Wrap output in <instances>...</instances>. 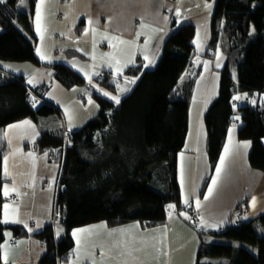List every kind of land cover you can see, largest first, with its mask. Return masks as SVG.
I'll use <instances>...</instances> for the list:
<instances>
[{
  "label": "trees",
  "instance_id": "trees-1",
  "mask_svg": "<svg viewBox=\"0 0 264 264\" xmlns=\"http://www.w3.org/2000/svg\"><path fill=\"white\" fill-rule=\"evenodd\" d=\"M20 1L7 0L0 5L3 71L5 63L43 65L36 54L34 16L38 0H29L28 10L18 9ZM195 37V25L183 24L168 36L155 67L143 69L138 65L128 69L126 75L138 81L118 106L94 93L98 115L81 130L68 133L66 146L67 133L62 127L42 134L38 149H59L54 159L61 163L62 173L56 198L58 227L48 224L33 234L46 248L37 264H68L75 250L72 231L77 227L100 221L111 226L139 221L145 227H154L167 223L169 204L182 208L178 155L185 147L190 103L202 68L185 82L182 77L190 73L197 56ZM218 44L225 48L227 64L222 70L219 95L204 116L211 167L215 170L239 113V138L253 143L250 164L264 172V100L236 107V97L253 99L254 95L264 94V0H216L208 54L200 56L212 58ZM51 68L66 88L87 86L86 79L68 65L55 64ZM110 75L99 82L115 92ZM47 89L46 85L30 86L24 75L10 73L0 78V132L26 118L40 124L46 118L61 117V108L46 98ZM6 151L3 143L0 211ZM7 230L12 231L13 239L29 234L23 225L5 226L0 222V246ZM212 235L225 241L202 239L197 264H264V214L228 225ZM0 264H11L3 261L1 251Z\"/></svg>",
  "mask_w": 264,
  "mask_h": 264
},
{
  "label": "crops",
  "instance_id": "crops-1",
  "mask_svg": "<svg viewBox=\"0 0 264 264\" xmlns=\"http://www.w3.org/2000/svg\"><path fill=\"white\" fill-rule=\"evenodd\" d=\"M5 2L6 0H0V5ZM85 2L87 13H80L71 21L73 28L78 21L77 24L80 30L82 29L79 44L70 45L64 42L66 45H61L50 38L47 47L51 43V50L43 51L44 38L48 37L43 35L42 38L40 33L50 28L54 16L55 21L62 19L54 13L56 10L62 12L64 0H44L43 5L39 0L34 16V28L40 38L36 54L43 65H37L38 68L34 70L32 65L5 63L2 67L7 71L0 69V78L5 79L10 73H14L26 76L30 86L46 85L49 88L46 98L58 105L60 102L55 95L57 92L63 96L64 109L68 111L75 102H81V96L85 97V102L96 101L94 93L102 95L100 90L105 88L99 81L108 73L111 74L117 89L119 87L115 81L120 79L128 78L137 82L138 79L127 76L126 71L138 65H142L143 69H146V66L155 67L168 36L183 24L195 25L196 41L199 26L205 28L206 23L211 21L215 6V0H85ZM195 2L201 3V9H193ZM38 10L41 17L40 31H37ZM89 20L93 21L91 25L88 23ZM205 32L211 39V25ZM51 33L54 36V33ZM113 37L130 43L121 44ZM210 39L205 41V45L204 42L201 43V49L197 48L195 42L197 56L193 60L190 73L187 72L182 77V81L185 82L190 74L202 68L190 103L189 131L185 147L178 155L182 208L169 209L167 223L154 227H145L139 221L116 226L100 221L77 227L72 231L75 250L68 264H93V261H96V264H197L202 239L210 241L209 238L216 237L212 235L213 232L264 214V172L254 169L250 164L253 143L239 138L241 123L230 128L221 155L236 165L238 175L230 176L235 182L220 176L221 181L218 180L213 194L207 200L204 199L212 180L216 178V174L209 176L212 167L207 152L208 131L204 116L219 95L222 70L227 64L223 44H218L212 58L199 57L207 52ZM145 56L148 57L147 60L144 59ZM116 61H119V64ZM55 64L69 65L86 79L87 86L72 88L63 86L56 80L55 71L51 68V65ZM34 72L37 73L38 80L32 81L31 84L29 80ZM132 88L129 86L125 92L129 93ZM52 94L54 97H51ZM243 100L241 98L236 101V105ZM58 106L64 113L62 105ZM193 107L196 116L195 126L192 124ZM24 121H30L32 127L23 125ZM82 122L79 119L69 120L67 116L64 128L61 126L60 116L46 118L40 124L26 118L7 125L0 132V147L3 143L7 145L6 154L2 159L5 182L0 221L7 211L9 222H1L3 225H23L29 232L26 237L13 239L12 231H6L5 241L0 246L4 262L37 264L44 256L46 248L33 234L41 231L46 225L55 223L56 198L62 165L54 159L60 153L59 149L41 151L37 143L44 132H51L61 126L68 134L67 130H75ZM13 125L23 126L13 128ZM245 144L248 146L244 147ZM226 148L229 149L227 155ZM217 165L219 166V162ZM5 186L9 189L7 195L4 194ZM13 186L17 189L15 192L11 191ZM186 198L189 200L188 204L184 203ZM197 200L200 201L199 207L196 205ZM4 205H8L6 210ZM194 215L199 222H193ZM16 220L21 222H14ZM54 225L56 226L57 222Z\"/></svg>",
  "mask_w": 264,
  "mask_h": 264
},
{
  "label": "rangeland",
  "instance_id": "rangeland-1",
  "mask_svg": "<svg viewBox=\"0 0 264 264\" xmlns=\"http://www.w3.org/2000/svg\"><path fill=\"white\" fill-rule=\"evenodd\" d=\"M208 1H211V0H208ZM215 3H216V0H215ZM62 8L64 11L62 10V12H60L59 10L58 11L56 10L54 13V15L57 14L58 18L61 17L62 19L59 21H55V16H54V21L50 24V28L49 29L46 28L41 33L39 32L41 34L42 38H43V35H46L48 37V39L44 38V41H43L44 43L42 45L43 51H46V50L50 51L51 50V43L47 47V44H49L50 38L52 41L55 40L57 44H61V45H66L64 42H68V44H70V45L79 44L78 39L81 38L80 33H81L82 29L80 30L79 24H77L78 21L75 23V27L73 28L71 25V21L75 17H77L80 13H82V14L87 13L86 2H85V0H64V5ZM18 9L19 10H28L29 9V0H23V2L21 0L19 5H18ZM193 9L194 10L201 9V3L195 2L193 4ZM210 25H211V21L206 23L205 28L203 26H199L198 35H197V38L195 41L198 49H201V43L204 42V45H205V41H207V39H210L209 36H207V32H205V31L209 30ZM51 32L54 33V36H52ZM209 34H210V31H208V35ZM38 38H39V36H38ZM206 54H208V53H206ZM210 54H212V53H210ZM55 55H57V54H55ZM199 57L200 58H210L208 56L201 57L200 55H199ZM18 64L23 65V66L32 65V66H34V70H36L38 68V66L33 64V63H18ZM146 69H149V68H147V66H146ZM27 70H29V69H27ZM36 76H37V73L34 72L33 76L30 78V80L31 81H37L38 78ZM115 83H117V85L119 87V89H117V92H113V91L107 90L105 88L100 90V92L109 93V95H107V96L104 94H102V95L107 97L108 99H111L112 101H114L111 98L112 96L117 97L119 99V103L117 104L115 101L114 102L118 106L120 104V102L122 101L123 97L128 94L127 92H125V89L128 88L129 86L134 87L137 82L135 80H130L128 78H123V79H120L118 81H115ZM31 84H32V82H31ZM32 87H34V86H32ZM48 90H49V88L45 92L46 97L48 95ZM55 95L57 96V100L60 102L58 105H60V106L62 105L63 110H64V113H62L63 116L60 117L62 120L61 126H63L65 128V125H66L65 122H66L67 116H68L69 120L79 119V120L83 121L82 124L78 125V127L75 130H67L66 129L68 131V133H74L78 130H81L91 119L96 117L100 111V108L98 107V103L96 101L93 102L91 100H88L87 102H85L84 96L80 97L81 102H75L72 105V107L68 111H66L64 109V102L62 101L63 96L58 94L57 92L55 93ZM85 95L88 97L87 93H85ZM51 97H54L53 94ZM253 97H252L253 99H250L248 97L243 96V99H244L243 102L240 103L239 105H237L236 107L238 108L239 106L245 105V104H247V102L255 105V104H258L260 101L263 102V100H264V94H262L260 96L254 95ZM258 100H260V101H258ZM91 105H92V107H91ZM93 108H97V110L94 111ZM65 111H66V113H65ZM192 113H193L192 124L195 126V122H196L195 117L196 116L194 113V107L192 108ZM81 115H84V116H81ZM240 118H241V116L238 113L236 115V123L232 127H235V126H237V124L238 125L240 124V122H241ZM61 126H59V127H61ZM225 159H226L225 160V166L221 172V176H225L227 179L235 182V180H233L230 176H237L238 175L237 167L230 160H228L227 158H225ZM217 166H216V168H217ZM216 168H215V170L211 169L209 176H213L216 174ZM220 181L221 180L219 179V182ZM169 205H173L175 208H177V205L175 203H171ZM169 205H168V208H169ZM209 239H210V242H215V243H223L225 241V239H221V238H217V237L209 238ZM234 243L237 246H242V244L240 242H234Z\"/></svg>",
  "mask_w": 264,
  "mask_h": 264
},
{
  "label": "snow or ice",
  "instance_id": "snow-or-ice-1",
  "mask_svg": "<svg viewBox=\"0 0 264 264\" xmlns=\"http://www.w3.org/2000/svg\"><path fill=\"white\" fill-rule=\"evenodd\" d=\"M22 2H23V0H22ZM40 2H41V5L44 4V0H40ZM177 15H179V12H177ZM40 18H41V17H40V12H39V10H38V11H37V16H36V19H37V31H40V26H39ZM88 23H89V25H91V24L93 23V21L89 20ZM93 31H95V29H93ZM105 38H107V37H105ZM113 39H118V40H119V43H121V44H129V43H130L129 41H126V40H120L118 37H113ZM144 59L147 60L148 57L145 56ZM116 63L119 64V61H116ZM109 66H111V65H109ZM217 67H219V65H217ZM97 75H99V73H97ZM31 82H32V81L29 80V83H31ZM103 94L106 95V96L109 95V93H107V92H105V93H103ZM111 98H112L117 104L119 103V99H118L117 97L112 96ZM236 99H240V97H236ZM237 118H238V117H237ZM23 125H28L29 127H32L30 121H24V122H23ZM23 125H13L12 127H13V128H19V127H22ZM9 143H11V141H9ZM247 146H248L247 144L244 145V147H247ZM228 152H229V149L226 148V149H225V154L227 155ZM29 155L31 156L32 154L29 153ZM6 160H7V158H5V163H6ZM224 166H225V157H221V158H220V161H219V166L216 168V178H214V179L212 180V182H211V186L208 188V194L204 197L205 200H207V199L213 194V190H214L215 186L218 184V180H219V178H220V176H221V172H222ZM5 171H6V169H5ZM9 175H10V174H9ZM13 180H15V177H13ZM16 190H17V189L15 188V186H13V188L11 189V191H13V192H15ZM8 192H9V189L5 186V187H4V194L7 195ZM184 203H185V204H188V203H189V200L186 198L185 201H184ZM253 204H255V199H254V198H253ZM196 205H197V207L200 206V201H199V200L196 201ZM173 207H174L173 205H169V208H170V209L173 208ZM7 208H8V205H4V209L6 210ZM14 211H15V210H14ZM0 222H3V223H8V222H9L7 211H5V213H4V218H3V220L0 221ZM14 222L19 223V222H21V221L16 220V221H14ZM38 226H39V222H37V227H38ZM29 231H31V229H29ZM79 231H84V230H79ZM8 235H10V233H9ZM73 235H76V233H73ZM5 259H6V254H5ZM93 264H96V261H93Z\"/></svg>",
  "mask_w": 264,
  "mask_h": 264
},
{
  "label": "built area",
  "instance_id": "built-area-1",
  "mask_svg": "<svg viewBox=\"0 0 264 264\" xmlns=\"http://www.w3.org/2000/svg\"><path fill=\"white\" fill-rule=\"evenodd\" d=\"M32 97H34V95H32L29 99H31ZM69 138H70V136H69V134H66V136H65V146L67 145V143H68V141H69ZM59 220V217H58V215H57V211H56V213H55V223L57 222ZM193 222H199V220H198V218H197V216H193ZM54 223V224H55Z\"/></svg>",
  "mask_w": 264,
  "mask_h": 264
}]
</instances>
